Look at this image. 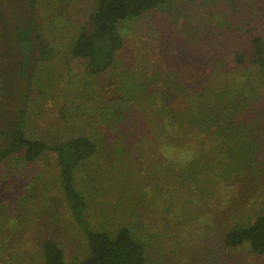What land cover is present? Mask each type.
Returning a JSON list of instances; mask_svg holds the SVG:
<instances>
[{
  "label": "rangeland",
  "instance_id": "374dc122",
  "mask_svg": "<svg viewBox=\"0 0 264 264\" xmlns=\"http://www.w3.org/2000/svg\"><path fill=\"white\" fill-rule=\"evenodd\" d=\"M97 2L38 0L32 14L0 0V138L26 90L16 28L35 18L55 56L36 63L25 128L48 142L87 135L98 144L76 168L87 225L113 234L128 226L144 264H264L249 243L225 241L264 213V71L254 56L264 0H170L122 20L125 45L94 75L71 46ZM181 121L189 133L179 140ZM163 143L194 158L169 163ZM59 157L0 163V264H44L48 238L70 264L88 257Z\"/></svg>",
  "mask_w": 264,
  "mask_h": 264
},
{
  "label": "trees",
  "instance_id": "16d2710c",
  "mask_svg": "<svg viewBox=\"0 0 264 264\" xmlns=\"http://www.w3.org/2000/svg\"><path fill=\"white\" fill-rule=\"evenodd\" d=\"M36 13L38 0H19ZM170 0H98L97 9L89 16L90 27L84 26L71 46L75 57L88 59V72L100 74L112 66L117 52L125 45V39L119 31L122 20L141 15L143 12L165 4ZM37 34L34 36V32ZM16 35L20 47V68L17 75L26 80V90H22L16 114L5 120L0 138V163L11 155L35 161L48 151H56L59 162H63L61 175L63 188L69 206L83 227L90 243L88 257L78 264H144L145 246L136 238L128 226L121 227L116 233L89 227L85 219L87 200L75 183L76 168L98 150V144L90 136L80 135L66 141L48 142L32 138L27 134L25 125L28 114V101L32 89L33 72L36 63L50 60L55 56V49L47 43L36 27V19L31 18L27 24L18 25ZM255 60L264 71V39L254 38ZM4 126L6 129H4ZM177 137L189 133L186 122L178 123ZM67 161V163H66ZM226 244L239 246L249 243L258 254H264V213L247 225L234 228L225 236ZM44 264H70L66 260L65 250L53 238L43 242Z\"/></svg>",
  "mask_w": 264,
  "mask_h": 264
},
{
  "label": "clouds",
  "instance_id": "9594fccd",
  "mask_svg": "<svg viewBox=\"0 0 264 264\" xmlns=\"http://www.w3.org/2000/svg\"><path fill=\"white\" fill-rule=\"evenodd\" d=\"M168 131L171 132L172 129L169 128ZM159 151L165 160L179 167L185 166L190 161V159L194 158L195 155L194 151L190 147L185 146V148L181 150L180 157H177L174 149L171 148L167 143H163Z\"/></svg>",
  "mask_w": 264,
  "mask_h": 264
}]
</instances>
